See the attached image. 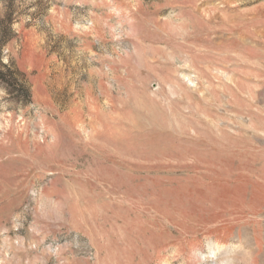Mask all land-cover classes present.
Returning a JSON list of instances; mask_svg holds the SVG:
<instances>
[{
  "label": "rangeland",
  "instance_id": "1",
  "mask_svg": "<svg viewBox=\"0 0 264 264\" xmlns=\"http://www.w3.org/2000/svg\"><path fill=\"white\" fill-rule=\"evenodd\" d=\"M0 264H264V0H0Z\"/></svg>",
  "mask_w": 264,
  "mask_h": 264
}]
</instances>
